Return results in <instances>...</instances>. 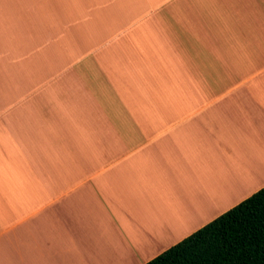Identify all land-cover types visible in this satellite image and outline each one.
Returning <instances> with one entry per match:
<instances>
[{
	"label": "crops",
	"instance_id": "1",
	"mask_svg": "<svg viewBox=\"0 0 264 264\" xmlns=\"http://www.w3.org/2000/svg\"><path fill=\"white\" fill-rule=\"evenodd\" d=\"M264 186V0H0V264H143Z\"/></svg>",
	"mask_w": 264,
	"mask_h": 264
},
{
	"label": "trees",
	"instance_id": "2",
	"mask_svg": "<svg viewBox=\"0 0 264 264\" xmlns=\"http://www.w3.org/2000/svg\"><path fill=\"white\" fill-rule=\"evenodd\" d=\"M143 264H264V186Z\"/></svg>",
	"mask_w": 264,
	"mask_h": 264
}]
</instances>
